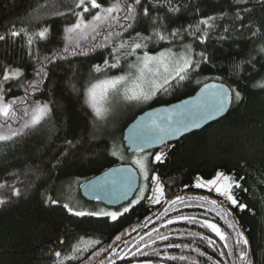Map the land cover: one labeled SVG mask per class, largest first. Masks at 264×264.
<instances>
[{
  "label": "trees",
  "instance_id": "16d2710c",
  "mask_svg": "<svg viewBox=\"0 0 264 264\" xmlns=\"http://www.w3.org/2000/svg\"><path fill=\"white\" fill-rule=\"evenodd\" d=\"M100 2L108 3L110 0ZM191 2L196 3L197 0ZM228 2L204 0L201 6L218 10L227 8ZM71 6L72 0H0V34L12 24L17 28L27 27L35 31L47 20L52 24V35L48 41L34 47H38L41 57L50 56L64 46L62 28L74 20L67 12ZM56 11L64 12L65 16L50 15ZM26 13L40 15L42 19L29 20ZM178 23H195V19L185 14ZM128 35L125 33L124 39ZM237 36L238 39L234 37L223 45L215 43L213 39L208 45L210 49L215 45L213 64L202 66L179 88L159 93L141 108L119 104L116 109L109 111L103 122L95 117L92 108L85 103L86 97L81 90L88 86L89 81L120 74L116 69L102 73L92 71L93 64H102L103 59L108 57L110 47H98L87 55L68 56L66 60H57L48 65L49 78L41 86L40 92L30 93L29 99L50 102V117L15 142H0V184L4 185L0 187V197L9 198L6 205L0 206V264H53L54 252L67 253L71 244L81 236L86 241L88 238L99 239L101 244L89 248L78 261L68 264H99L100 261L109 264V259L115 262L119 258L112 255V248L120 256L127 253L119 264H139L145 258L152 259L154 264L156 261L162 264H192V261L212 264L208 260L209 256L213 260L232 264L235 256H219L220 250L228 251L223 248L224 241L203 226V221L207 219L217 223L224 231L231 232L221 218L223 213L219 205L230 208L228 219L234 215L245 230L250 240L253 264H264V88L258 86L264 75V70H261L264 53L259 52V47L264 44V36L251 38L248 32ZM84 43L91 47V43H104V40L98 37L97 41ZM108 43L111 45V39ZM167 47L171 45L165 41L150 45L149 49L160 51ZM196 51H200V48H196ZM248 58H254L255 69L260 71V75H256L251 67H246L238 76L233 74V59L239 61ZM134 60V56L128 58V62ZM7 65L24 68L23 82L33 78L34 62L27 55L23 38L0 41V75ZM126 67L122 63L121 69L126 70ZM208 81H221L228 86L238 87L243 100L233 102L222 120L171 145L160 162L154 160V154L159 150L141 152V155L128 153L123 142V131L137 115L147 109L189 97ZM73 85L77 91L73 90ZM11 88L6 100L24 96L23 88L15 83ZM3 122V117H0V123ZM18 124L19 121L12 122L13 128L18 127ZM68 140L76 147H69L66 144ZM63 151L69 152V162L60 168H53V158ZM113 152L116 155H112ZM145 154L149 156L147 179L132 161L134 155ZM121 163L136 166L141 175V186L135 196L140 197L137 203L119 208L104 207L122 212L123 208L130 206L129 211L122 213L117 221L107 219L106 226L101 228L99 224L105 218H78L62 207L69 200V195L83 198L80 188L87 180ZM217 171L235 175L237 179L244 177L241 183L248 188V192L237 190L236 194L241 202L249 205L250 210L241 211L212 191L195 187L197 177L211 179ZM153 176L158 177V182L152 179ZM158 184L163 188V196L159 203H153L154 190ZM13 186L20 189L19 196L12 195ZM46 195H51L59 203L43 204ZM177 196L183 199L170 203ZM199 197L208 199L201 200ZM211 200H217L218 205H212ZM218 212L221 215H217ZM182 216H194L199 222L178 219ZM85 219L90 222V227L85 228L80 223ZM116 235H121V241L114 242ZM159 235L168 236V240H159ZM201 236H210L215 246L208 245ZM61 239L64 240L63 244L60 243ZM228 243L232 244L233 240L229 239ZM167 244L181 247L168 248ZM185 244L190 247L184 248ZM137 247L140 252L147 253V257L139 253L133 255ZM100 248L108 251L92 256V252ZM196 248L206 255L201 256L194 251ZM153 249L159 251L160 255L156 256ZM172 255H184L188 260L171 261L168 256Z\"/></svg>",
  "mask_w": 264,
  "mask_h": 264
},
{
  "label": "snow or ice",
  "instance_id": "6c2138e0",
  "mask_svg": "<svg viewBox=\"0 0 264 264\" xmlns=\"http://www.w3.org/2000/svg\"><path fill=\"white\" fill-rule=\"evenodd\" d=\"M203 3L204 0H197L196 3H192L191 0H110L108 3H101L100 0H72V6L67 9V12L74 20L62 28L64 46L59 52H53L52 55L44 57L40 56L38 47L34 46L50 39L52 35L51 23L46 20L35 31H30L27 27L17 28L15 24L6 28L4 33L0 34V41L23 38L27 45V55L34 62V75L30 81L23 82L25 80L23 67L12 65L3 67L2 75H0V117H3L4 122L0 123V142H15L16 139L41 126L50 117L52 111L50 102L29 99V95L41 91V86L49 78L48 65L57 60H66L68 56L87 55L89 51H94L98 47L105 49L110 47L108 57L103 59L102 64H93L92 71L102 73L116 69L120 74L106 76L104 79L95 80V82L89 81L88 86L81 90L86 97L85 103L92 108L95 117L103 118L107 114L104 104L112 95L122 96L128 102H148L161 92L168 93L170 90L179 88L183 82L190 80L191 76L202 66L212 65L215 45L212 49L208 45L213 39L215 43L223 45L224 42L233 40L234 37L238 39L237 34L242 36L245 32H248L251 38L264 36V0H255V3L253 0H229L227 8L218 10H208L206 5L201 6ZM185 14L191 15L195 19V23H178ZM26 15L29 20L42 19L40 15L30 13H26ZM50 15L64 17L65 13L56 11ZM117 29L119 30L117 31ZM125 33L129 34L127 39H124ZM98 37H102L104 43H91V47L84 43L85 41H97ZM113 37L115 38L113 39ZM110 39L111 45L108 43ZM165 41L171 47L163 48L160 51L149 49L150 45L155 46ZM237 47H239L238 43ZM173 48L177 50L174 51ZM196 48H200V51H196ZM259 52L264 53V44L259 47ZM133 56L135 60L128 62V58ZM255 62L254 58L240 59L239 61L233 59V74L238 76L246 67H251L256 75H260V71L255 69ZM122 63L127 65L126 70L121 69ZM261 70H264V65H261ZM214 79L219 80L220 77ZM14 83L23 88L24 96L6 100L5 97L11 92V85ZM197 83H201V81H197ZM258 86L264 88V75L261 76ZM73 90L77 91L75 85H73ZM209 92V97H203V104H197L209 114L213 111H223L226 104L239 103L244 98L238 87H226L223 83H203L201 94ZM200 99L201 97L194 98L193 102H198ZM189 103V100L182 101L183 105ZM178 107L174 105L172 109L160 108L156 110L165 114L159 124L154 122L155 127L159 128L164 135L179 131L182 126L186 127V124L182 123V119H173L172 113ZM176 115L182 118L184 114L176 113ZM16 121H19L18 127L13 128L12 122ZM136 138H141L140 133L136 134ZM158 140L161 144L164 143L163 136ZM66 144L71 148L76 147L71 140L66 141ZM137 151H143V148L138 145ZM112 155H116V153L113 152ZM165 155L164 151L156 152L154 160L160 162L165 158ZM68 156L69 152L67 151L59 153L57 157L53 158L55 163L52 164V167L64 166L69 162ZM134 163L147 179L149 156L147 154L138 156ZM152 179L158 182V177L153 176ZM242 180H244L242 176L237 179L235 175L217 171L211 179L204 180L197 177L195 187L214 189L232 207L246 211L250 210L249 205L241 202L236 194L237 190L248 192V188L241 183ZM0 187H4V185L0 184ZM11 191L14 196L21 194L20 189L14 186ZM155 191L157 196L152 202L159 203L163 196L162 186L158 184ZM8 199L0 197V206L6 205ZM96 199H99V196ZM182 199L183 197L177 196L170 203ZM199 199L207 200L208 198L199 197ZM42 203L57 205L59 201L51 195H46ZM132 203L135 204L137 201H132ZM210 203L218 205L217 200H211ZM62 207L78 218H105V221L99 224L102 228L106 226L107 219L117 221L122 213L129 211L130 206L123 208L122 212L76 211L67 203ZM219 207L223 213L221 218L225 220L227 228L231 229L230 233L224 231L217 223L207 219L203 221V226L215 233L219 240L224 241L223 248L228 249L227 252L220 250L219 256H235L236 259L232 261V264H237V260L239 264H253L250 240L245 230L234 215L228 219L231 215L230 208H225L223 205H219ZM221 212H218L217 215H221ZM178 219L199 222L194 216H182ZM80 223L85 228L91 226L87 219ZM157 238L168 240L166 235H159ZM201 239L208 245L215 246V241L210 236H201ZM229 239L233 240L232 244L228 243ZM115 241H121V235H116ZM60 243L63 244L64 240L61 239ZM99 244H101L99 239L88 238L86 241L85 237L81 236L71 244L67 253L55 251L53 264H68V262L78 261L84 252ZM166 247L179 248L181 245L167 244ZM183 247L189 248L190 245L185 244ZM106 251L108 249L100 248L93 251L92 256H99ZM194 251L201 256L206 255L200 252L199 248ZM153 252L156 256L160 255L156 249H153ZM137 253L147 257V253L140 252L139 247L133 255ZM112 255H117L119 259L123 260L127 253L120 256L116 249L112 248ZM168 259L187 261L188 257L172 255L168 256ZM208 260H211L212 264H227L226 261L213 260L211 256L208 257ZM99 264H104V262L100 261ZM109 264H115V262L109 259ZM139 264H154V261L145 258L139 261ZM155 264H162V262L156 261ZM192 264H199V261H192Z\"/></svg>",
  "mask_w": 264,
  "mask_h": 264
},
{
  "label": "water",
  "instance_id": "95a60500",
  "mask_svg": "<svg viewBox=\"0 0 264 264\" xmlns=\"http://www.w3.org/2000/svg\"><path fill=\"white\" fill-rule=\"evenodd\" d=\"M205 83H226L221 81H208ZM191 96L186 97L177 102L156 106L145 110L137 115L123 131V142L129 154L137 152H150L160 150L165 146L175 145L186 136L202 131L211 124H214L226 117L230 111L232 104H226L223 111H213L209 114L197 104H203V97H209V93L201 94V88ZM201 97L198 102H193L194 98ZM189 100L188 105H183L182 101ZM179 106L172 113L173 119H182V123L186 127H181L179 131L171 132L164 135L159 128L155 127L154 122L159 124L164 119L165 114L156 110L160 108L172 109L173 106ZM176 113H183V117H178ZM140 133L141 138H136V134ZM163 136L164 143L158 140ZM132 137V138H130ZM146 137V138H145ZM138 145L143 151H137ZM141 186V175L135 165L131 163H121L104 170L100 174L90 178L80 188L81 196L90 202L99 201L108 208H119L125 204H129L136 196ZM99 196V199L96 197Z\"/></svg>",
  "mask_w": 264,
  "mask_h": 264
},
{
  "label": "rangeland",
  "instance_id": "374dc122",
  "mask_svg": "<svg viewBox=\"0 0 264 264\" xmlns=\"http://www.w3.org/2000/svg\"><path fill=\"white\" fill-rule=\"evenodd\" d=\"M176 51V50H174ZM127 68V67H126ZM145 102L143 103H137V102H128L125 101L122 96L119 95H112L104 104V107L107 109V114L103 117V118H98L100 121H105V117L108 115L109 111L116 109V107H118L117 105H129L135 108H141L143 106ZM105 118V119H104ZM104 119V120H103ZM171 146H165L162 149H160L159 151H164L165 154L168 153V151L170 150ZM135 154V153H134ZM136 154L141 155V152H137ZM137 155H134L132 161L134 162V160L137 158ZM155 188V187H154ZM208 190H210L208 187H204ZM156 190V189H155ZM154 190V195H153V199L157 196V192ZM212 191L214 194L219 195L218 193L215 192L214 189L210 190ZM220 196V195H219ZM223 198V200H226L223 196H221ZM140 197H136L134 198L132 201H139ZM132 201L130 202V204H132ZM67 203L69 204L71 207L74 208V210L76 211H80V210H84V211H97V210H105V211H114V210H109V209H105L107 208L106 206H104L101 202L99 201H94V202H90V201H86L83 198H77V196L74 195H69V200L64 202V204ZM229 203V202H228ZM105 207V208H104Z\"/></svg>",
  "mask_w": 264,
  "mask_h": 264
},
{
  "label": "flooded vegetation",
  "instance_id": "af4514ba",
  "mask_svg": "<svg viewBox=\"0 0 264 264\" xmlns=\"http://www.w3.org/2000/svg\"><path fill=\"white\" fill-rule=\"evenodd\" d=\"M120 260H121V259H119V260H117V261L115 260V264H119V263H120Z\"/></svg>",
  "mask_w": 264,
  "mask_h": 264
},
{
  "label": "bare ground",
  "instance_id": "6f19581e",
  "mask_svg": "<svg viewBox=\"0 0 264 264\" xmlns=\"http://www.w3.org/2000/svg\"><path fill=\"white\" fill-rule=\"evenodd\" d=\"M188 207H189V205H188ZM177 211V210H176Z\"/></svg>",
  "mask_w": 264,
  "mask_h": 264
}]
</instances>
